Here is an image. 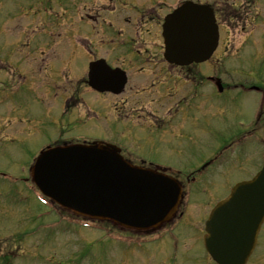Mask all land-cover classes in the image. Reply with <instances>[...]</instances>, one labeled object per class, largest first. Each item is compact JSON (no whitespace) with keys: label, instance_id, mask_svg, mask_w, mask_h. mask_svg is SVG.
<instances>
[{"label":"flooded vegetation","instance_id":"1","mask_svg":"<svg viewBox=\"0 0 264 264\" xmlns=\"http://www.w3.org/2000/svg\"><path fill=\"white\" fill-rule=\"evenodd\" d=\"M76 1H86L84 8L76 12L77 22L81 20L83 28L95 31L103 40L117 38L134 56L140 68L143 96L158 98V112L178 106L179 96L184 97L189 89L204 83L203 75L193 66L168 65L162 57V17L174 2L184 0ZM166 98L174 99L166 104Z\"/></svg>","mask_w":264,"mask_h":264},{"label":"rangeland","instance_id":"2","mask_svg":"<svg viewBox=\"0 0 264 264\" xmlns=\"http://www.w3.org/2000/svg\"><path fill=\"white\" fill-rule=\"evenodd\" d=\"M0 1L3 3H7V4L11 5V3L15 0H0ZM226 1L227 0L222 1L221 4H228ZM4 14H5V12H1L0 16L3 17ZM223 36H224V39H223L224 45L221 47V49H225V47H229L231 49V52L228 53V56L237 52L234 50L237 47V44L238 43L240 44L242 42L243 38L248 37L247 41H246L247 44L243 45L241 48H250L251 41H252V39L254 40V36H257L259 42H264V35H261L259 33H255V34L254 33H252V34H240V33H238L237 34L235 32H233V33L224 32ZM13 39H14V37H13ZM16 51H17V54L19 55V57H21L23 55L22 50L20 48H17ZM233 57L235 58V57H237V55H234ZM253 58H254V53L250 52L248 59H253ZM43 59L49 60L52 58H51V55H47L46 57L44 56ZM37 79L43 81L44 85H48V81L45 79H42V77L37 76ZM16 81H18V80H16ZM64 81H65V84L63 85L64 91L62 94L68 95L71 91L74 92L75 87H73L72 84H75V81L71 82L68 79H66ZM13 86L15 87L16 85H13ZM45 89H48V88H45ZM55 90L56 89L52 90L51 92H53ZM74 94H75V92H74ZM90 99L99 100L94 95H90ZM20 100L24 101V102L26 101L27 103L30 104L31 107L40 108L41 110L46 111L48 114V121H55L54 119H57V113L60 111V108H61V103L58 100H54L51 103V99L29 98L28 96L23 95V94H20ZM105 100L107 102H110L111 98H107ZM117 100H119V102H117ZM122 100H123V96L115 97L114 101H112L111 105L116 109L121 103H123ZM90 103H91V101H90ZM23 105H22V107H23ZM22 107L20 106V104H18L19 110L17 111V114L19 113V111L21 110ZM13 108L15 109V105L13 106ZM121 109L124 110L126 108L125 107H119L117 109V111H119ZM13 110H6L5 112H3V114H0V117H4L5 115H8V113L12 112ZM26 110L28 113L29 108H27V106H26ZM86 110H88L90 112H94V110H92L89 107ZM17 116L19 117V114ZM137 116H139L137 118L139 120H145L146 119V117H144V116L143 117L140 115H137ZM11 117H12L13 121H14V119H16L15 115H12ZM96 118H99V116L94 115L92 117H89L87 115V112H85L82 117H75L74 123H67L64 127L68 126V127L74 128L76 130L87 131L91 128L92 122ZM13 121L9 122V126H8L7 130L10 127V129L12 130L11 132L13 134H15V136L19 137V133L22 132L21 127L19 125L15 126ZM102 125H103L104 129H107V130H110L113 132L112 128H110V124L108 123V121L104 122ZM142 125L146 126V124H144V123H142ZM50 128H52V126H50ZM130 128H131V131L133 132V135L137 137L138 142L142 143V144L145 143L144 141H149V139L151 137L155 138L157 136V134H152V133H149L147 131H143L137 127H134L133 125H130ZM140 139H142L143 141ZM145 145H148V144H145ZM144 146L138 147L136 150L139 153H143L145 150ZM189 148H190L189 143L186 141H182L180 144L177 145V147L175 149H173L169 153H165V151L160 146H158V149H155V148L150 149L148 147L147 151L150 153L149 157H156V159H158L159 161H165L166 160V161L176 162V161H178L184 157L185 153L188 152ZM28 151H29V149L27 148L26 137H22L19 140L14 139L11 141L6 140V139L0 140V170H8L9 172H11V173H9L10 174L9 177L0 176V193L2 195H6L8 192L18 191V190H28L31 192L34 191L28 183H26L25 181H23L21 179H17V177H23L27 174V173H17V172L22 167H24V165H25L24 163H25V160L27 158L26 154L28 153ZM216 182H218V181H216ZM31 196H32V194H31ZM9 202L10 201L7 199H0V208H3L5 205L8 206ZM33 211H34L33 205H32V203L29 202L27 204L21 205L19 208H16L14 211H9V212L13 213L12 216H14V214H18V216L20 215L21 217H23L24 215L31 213ZM3 214H5V213H3L0 210V216ZM22 224H24V222H22L18 225L4 226V223L0 222V233H2L4 235H9V234L15 232L17 230V228L19 226H21ZM96 234H100V233H96ZM45 235L47 236L48 245L46 243V245L44 246V252H45L44 259L47 257L46 250L48 248L49 259L47 261V264H59L61 259L66 258V256H63L64 246H67L71 250V252L75 253L78 241L76 240V238L74 236L64 237V236L57 234V233H54L51 235H47L45 233ZM34 240H35V238L30 239L29 243H33ZM6 241L7 240H3V245H4V247L7 248L8 246L6 244ZM71 241L75 242L76 244L75 245H69L68 243ZM117 248L119 250L118 256L121 257V255H122L121 254V246L118 243H115V250ZM100 255H101V252H100ZM120 257H117V253H116L114 264H122ZM33 264H36V263L34 262ZM261 264H264V257L261 260Z\"/></svg>","mask_w":264,"mask_h":264},{"label":"water","instance_id":"3","mask_svg":"<svg viewBox=\"0 0 264 264\" xmlns=\"http://www.w3.org/2000/svg\"><path fill=\"white\" fill-rule=\"evenodd\" d=\"M116 159H118V158H116ZM93 161H96V160L94 159ZM115 163L119 164L117 166L119 167L120 172L123 173L124 177L126 178L129 175L128 173H126L127 170H131L132 167L126 162H115ZM98 165L100 166V164H98ZM67 167H68V164L66 165V168ZM82 173H84V172H82ZM34 175L38 178L39 181H41V175L39 173H34ZM84 175H85V179H86L88 177V175H86V174H84ZM136 175H138V176L134 178V182L132 184L133 194L135 196H140V201L143 203L145 201L146 202L147 201H153L154 196L157 193V191L158 192L160 191L157 186H161V183L157 180H160L163 182V180L165 178H163L162 176H159L158 174H153V173H136ZM167 185L171 186V182L167 183ZM92 190L93 191L91 192V194H94L96 192L95 191L96 188H92ZM107 194L108 193L101 192L99 195L95 196V199L93 200L90 207L94 208V207L98 206L101 208V210L108 209L110 204L113 202V199L116 195L111 197L109 194V197H107ZM121 204H124V201H122ZM78 205H79L78 209L81 211L82 210L86 211V209L88 208V205L84 204V203H79ZM141 206H143L142 203H141ZM101 210L96 212L97 214H99L97 216H103V215H101V213H99ZM218 210H220V208L216 209L217 212H218ZM216 211H215V213H216ZM219 217H220V214H218V216H214V218H213V221L216 224H220Z\"/></svg>","mask_w":264,"mask_h":264}]
</instances>
